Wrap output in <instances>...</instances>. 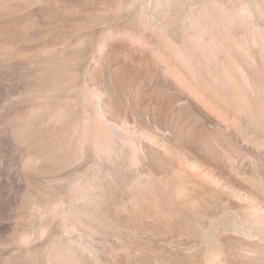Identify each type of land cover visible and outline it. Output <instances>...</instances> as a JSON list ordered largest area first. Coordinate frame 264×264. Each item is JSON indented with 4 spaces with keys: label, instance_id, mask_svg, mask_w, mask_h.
I'll return each instance as SVG.
<instances>
[{
    "label": "rangeland",
    "instance_id": "obj_1",
    "mask_svg": "<svg viewBox=\"0 0 264 264\" xmlns=\"http://www.w3.org/2000/svg\"><path fill=\"white\" fill-rule=\"evenodd\" d=\"M0 264H264V0H0Z\"/></svg>",
    "mask_w": 264,
    "mask_h": 264
}]
</instances>
